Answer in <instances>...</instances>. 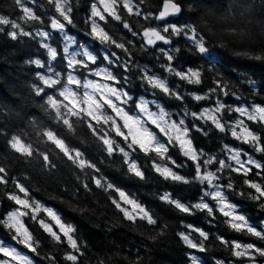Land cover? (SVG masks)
Returning <instances> with one entry per match:
<instances>
[{
	"label": "trees",
	"instance_id": "16d2710c",
	"mask_svg": "<svg viewBox=\"0 0 264 264\" xmlns=\"http://www.w3.org/2000/svg\"><path fill=\"white\" fill-rule=\"evenodd\" d=\"M250 1L177 0L182 7L181 13L178 16H169L164 21L155 19L145 21L142 17L128 16L121 8V14L132 26L133 31L138 33L137 35L134 36L132 32L123 28L121 22L110 17L106 25L104 22L101 24L114 39L125 44L131 55L114 45H102L88 35L90 24L87 21L91 13V5L96 3V0H71L74 26L67 25L66 30L67 34L75 39L76 44L83 45L98 55L97 64H90L92 69L109 68L119 78L120 83L117 86L128 91L133 98L127 105H123L125 110L133 111L136 109L133 101L146 97L162 105L172 114L173 120L179 121L185 118L189 127L194 124L204 127L208 132L206 136L193 128L194 143L197 148L215 155L218 160L227 159L229 154L222 151L223 146L227 144L232 148L243 149L247 155L242 156V159L246 160L250 156L264 164V153L257 152L250 145L234 139L230 133L219 132L210 124L193 120L191 116L184 117L185 108L199 112L202 108L214 106L215 95L210 100L199 102L187 95L189 92L199 94L207 92L209 88L215 86L214 79H221L228 84L230 93H236L235 96L220 95V99L226 105L233 107L264 105V60L250 59L248 55H244V53L264 54V22L258 23L256 19L253 20ZM262 2L264 4V0ZM21 4L32 9L43 23L26 21ZM21 4H17L16 0H0V16L21 24L25 31L33 33L32 37L12 40L8 35L12 30L11 26L0 25V28H3V31H0V166L5 167L9 181L7 185H0V219L17 207L13 201L7 199V193L16 192L23 197V193H19L13 183L18 180L28 188L30 199L39 201L43 207L53 209L65 223L77 229L76 235L87 245L84 249L85 255L81 257V264H99L101 260L104 264H192L193 256L198 258L200 264H216L217 261H223L224 264H251L247 258L234 257L230 248L222 245L216 236H223L226 240H236L243 244H255L261 248H264V240L232 230L225 223V217L219 212L216 213L215 218L201 211L189 215L159 199L163 193L170 192L174 198L186 204H194L203 195L206 185L198 182L180 184L164 180L152 168L154 154L149 156L137 150L132 153V158L145 172V179L141 180L127 171V164L124 163V157L119 152H114L110 156L105 151L104 145L87 127L86 121L78 122L73 117L74 131H69L66 126L57 123L44 111L41 105L45 97L36 96L32 89L33 85L43 86L38 74L49 75V68H52L66 77L68 72L72 71L67 67V60L62 55L65 44L63 34L50 27L51 18H60L62 22L63 20L49 0H21ZM162 6L163 0H148V3L141 5V8L145 12L158 13ZM166 23L196 25L198 31L209 41L214 61L197 54L183 36L172 37L171 45L158 42L154 48L145 46V41L140 35L143 28L163 27ZM232 29L235 33L230 31ZM38 30L51 33L50 38L45 42L61 51L57 60L49 63L46 49L41 46L40 38L35 36ZM173 47L181 49L180 53L175 54L173 67L180 71H186L189 67L201 69L204 73L202 84L189 85L161 67L168 61L159 49L167 50ZM110 53H115L112 64L102 59L104 55ZM36 59L41 60L45 66L39 68L30 62ZM125 63L128 65L126 68ZM145 66L150 70V75L156 74L166 78L171 87L185 94V100L181 102L169 98L147 85L141 79V68ZM75 74L82 81L88 80L90 75L89 71L83 68ZM249 80L253 81L254 85L250 84ZM78 90L82 93L83 88ZM45 91L49 95L57 94L52 89L45 88ZM153 108L157 109L156 105ZM108 114L114 115L111 110H108ZM237 118H240L237 113L225 112V121H234ZM246 122L253 131L261 135L264 142V127L252 124L250 121ZM118 123L123 122L118 120ZM99 127L108 131L121 147L131 151L127 149L121 137L109 131L108 125H98L97 128ZM47 129L56 132L65 140L69 148L82 152L84 158L95 164L99 172L90 168L81 171L63 153L55 149L54 145L50 142L45 143L46 137L41 133ZM13 135H21L25 143L32 144L34 150L46 152L56 167L50 171L46 169L42 157H39L35 151L32 157L27 158L15 152L9 145ZM168 154L177 163L186 165L174 169L175 171L189 178L194 175V166L183 157L178 147L170 146ZM231 163L233 167L237 166L235 162ZM217 166L211 165L209 168L214 171ZM249 167H252V172L248 177L225 169L219 182L227 184L229 177L231 178L235 191L226 190L225 194L233 204L237 205L238 211L260 229L264 228V208L260 207L264 201L257 202L248 198V193L253 190L244 184V180L249 179L264 185V170L256 169L251 165ZM93 177H103L136 198L152 212L158 224L148 225L139 220L133 224L123 219L122 214L111 202L118 194L97 188L92 182ZM82 181L88 183L90 191L84 189ZM240 192L245 195H239ZM205 199H208L210 204H215V201L207 197ZM39 218L49 219L42 210ZM23 219L25 225L40 242L36 253L13 240V233L3 225H0V240L15 245L33 260V264H52L47 258L50 255L56 257V264H70L63 258L66 252L71 251L66 244L53 243L48 234L30 216ZM165 225L167 227H164ZM188 225L201 228L210 234L209 240L205 241L206 251L200 252L198 249L190 248L180 238L179 233H190L194 241H200L198 233L192 232ZM255 255V264H264V257Z\"/></svg>",
	"mask_w": 264,
	"mask_h": 264
},
{
	"label": "snow or ice",
	"instance_id": "6c2138e0",
	"mask_svg": "<svg viewBox=\"0 0 264 264\" xmlns=\"http://www.w3.org/2000/svg\"><path fill=\"white\" fill-rule=\"evenodd\" d=\"M17 4H21V0H16ZM49 3L54 5L55 11L59 14L60 18H51L50 27L63 34L65 44L62 49L63 58L67 60V67L72 71L68 72L67 76H62L61 73L56 72L54 69L49 68V75L38 74V79L43 86L33 85L32 89L36 96L45 97L44 103L41 107L45 112L49 113L57 123H62L67 127L69 131H74V124L72 118L75 117L77 121H86L87 127L92 130V133L104 145L105 151L111 156L114 152H119L124 157V163L127 164V171L133 176L143 180L145 179V172L136 160L132 158V153L137 150L143 152L145 155H153L152 168L154 171L166 181L180 184H190L198 182L202 185H206L203 195L199 201L194 204H186L180 199L174 198L172 193L165 192L160 195L159 199L165 203L173 206L180 212L192 215L196 211L206 212L210 217L215 218L217 212L225 217V223L234 231L246 233L257 237L260 240H264V228L258 229L251 224L248 218L238 211L237 205L233 204L228 196L225 194L226 190L235 191L234 185L229 177L227 184H222L219 181L222 179V174L225 169L230 172L248 177L252 172V167L256 169L264 170V164L254 160L252 157H248L246 160L242 159V156L247 155L243 152V149L232 148L229 145H224L222 151H226L229 155L227 159H217L215 155L206 153L203 149L197 148L194 143L192 131L193 128L196 132L203 135H208L207 130L199 125H193L189 127L185 118L173 120L172 114L168 112L162 105L156 101H148L146 99H139L133 101L137 109L138 115H130L122 105H127L133 98L128 91H125L122 87H115L114 84H119V78L109 70V68L92 69L91 65H96L98 61V55L84 48L82 52H70V47L76 43L72 36L67 34V25H73V19L71 13L73 11L71 0H49ZM148 3V0H96V3L91 5V13L88 18L90 24V32L88 33L94 40L99 41L102 45L112 46L128 52V48L124 43L118 42L105 30L104 25L108 23V18H112L115 21L122 23L123 28L135 36L138 33L134 32L132 26L124 19L120 9L122 8L128 16L142 17L143 20L149 21L155 19L157 21H164L169 16H178L182 7L177 0H163L162 9L158 13L145 12L141 8V5ZM97 5H100L99 7ZM23 8L25 20L38 21L40 17L37 16L32 9L28 7ZM0 25H10L11 31L8 35L12 40H17L20 37H32L33 33L25 31L21 24L14 21H10L4 16H0ZM3 31V28H0ZM235 33V30H230ZM142 35L145 46L156 47L158 42H162L165 45H171L173 43L172 37L183 36L188 42L190 47L194 48L196 53L204 58L214 61V56L210 52V43L206 40L205 35L198 31L197 26L194 24H164L163 27H146L143 28ZM36 37L40 38L41 46L46 49L49 63L57 60V57L61 55V51L52 47L45 41L51 36L48 31L38 30L35 33ZM181 49L173 47L169 49L160 48L161 52L168 61L167 64L161 67L170 75L177 77L180 81L186 82L189 85H200L203 83V71L199 68L193 69L189 67L186 71L177 70L173 67L172 62L175 60V54L180 53ZM248 55L250 59L264 60V54ZM115 53L106 54L103 56V60L112 64L114 61L112 57ZM81 57V58H78ZM37 67L43 68L44 63L36 59L30 61ZM127 63L124 64L126 68ZM139 67V66H138ZM87 69L92 75L99 77V80H84L82 81L75 73L79 69ZM211 70V69H209ZM147 66L141 68V79L149 85L152 89L158 90L163 95L183 102L185 100V94H182L177 88L171 87L166 78H161L156 74H149ZM63 81V83H62ZM101 81L111 83H101ZM250 84L254 85V82L249 80ZM214 87L208 89L207 92L199 94L196 92L187 93L194 101H206L213 98L215 95V104L212 107L202 108L199 112L190 111L185 108L184 117L191 116L193 120L203 121L205 124H210L214 129L222 133H230V135L240 141L243 144H248L253 147L257 152L264 153V142H262L261 135L258 132L252 130L246 121H250L252 124H259L264 127V105L252 104L250 106H230L226 105L221 99L220 95L235 96L236 93L229 90L227 83L221 79H214ZM75 86V87H73ZM45 88L52 89L57 92L56 95H49ZM85 89L83 93L78 89ZM239 99V97H237ZM150 104H155L157 111H152ZM108 110H111L114 115H109ZM237 113L238 117L234 121H225V112ZM122 121L123 123H118ZM98 125H108L109 131L114 132L117 137H121L127 145L128 151L125 147H121L120 144L105 131L103 127L97 128ZM149 125H154L159 133L166 138V142H162L157 132L153 131ZM126 130V131H125ZM42 136L46 137L45 143L50 142L54 145L55 149H58L60 153H63L68 160L81 171L85 168L94 169L99 172V169L91 161L84 158L83 153L77 149L69 148L65 140L56 134L51 129L43 130ZM10 147L21 156L32 157L34 151L39 157H42L44 166L49 171L56 167L55 164L49 159V155L46 152H40L38 149H33L31 143H25L21 138V135H13L9 140ZM170 146L178 147L180 153L187 161H190L194 166V175L189 178L181 175L174 169L183 168L186 165L177 163L168 153ZM231 162H235L236 167H233ZM169 165H172L170 167ZM218 165L215 170H210L209 166ZM7 171L5 167L0 166V185H7L9 183L7 179ZM92 182L97 188L103 189L105 192H116L117 198L112 199V204L122 214L123 219L135 224L138 220L143 221L148 225H157L158 220L152 214V212L143 204H141L136 198L129 195L123 189L116 187L114 184L108 182L103 177L92 178ZM15 188L19 193H23V197L16 192L7 193V199L11 200L17 205V207L9 211L3 219H0V225H3L6 229L13 233L12 239L18 243L24 245L25 248L31 252L36 253L40 242L34 237L33 233L24 223V217H31L41 229L51 238L55 244H66L71 251L64 254V260L69 261L70 264H81V257L85 255L84 249L87 247L86 243L82 242L76 235L77 229L68 223H65L56 211L51 208L43 207L39 201L30 199V193L24 184L18 180L13 181ZM244 184L247 185L252 192L248 193V198L257 202L264 201V185L255 182L253 180L245 179ZM82 186L85 190L90 191L88 183L82 181ZM239 195H245L243 192ZM215 201V204H210L208 199ZM261 208H264V203L260 204ZM41 210L46 213L45 218H39ZM164 227H167L166 225ZM192 232L198 233L201 238L199 242L194 241L191 238L190 233H179L180 238L190 248L198 249L200 252L206 251L205 241H208L210 234L201 228H194L192 225L187 226ZM154 239V237H153ZM216 239L224 246L229 247L231 254L237 258H247L251 264H255L256 255L264 257V248L257 247L255 244H243L239 241L226 240L223 236H216ZM0 253L4 256L10 257L11 262L15 264H33V260L20 252L14 247L5 246L0 241ZM52 264H56L55 256H48ZM192 264H200L197 257H191ZM0 264H10V261H0ZM99 264H104V261H100ZM216 264H224L223 261H217Z\"/></svg>",
	"mask_w": 264,
	"mask_h": 264
},
{
	"label": "rangeland",
	"instance_id": "374dc122",
	"mask_svg": "<svg viewBox=\"0 0 264 264\" xmlns=\"http://www.w3.org/2000/svg\"><path fill=\"white\" fill-rule=\"evenodd\" d=\"M250 5H251V10L253 11V14H252L253 20L256 19L258 23H262V22H264V4H263L262 0H251V1H250ZM84 48H87V47L75 43V44H73V45L71 46L70 52H77V51L82 52ZM87 49H88V48H87ZM88 50H89V49H88ZM78 58H81V57H78ZM98 68H99V69H103V68H101V67H97V68H95V69H98ZM75 75H76V74H75ZM88 78H89L88 80H99V79H100L99 77H96V76L92 75L91 73H90V75L88 76ZM101 83H111V82L101 81ZM114 86H115V87H118L117 84H114ZM73 87H74V86H73ZM118 88H119V87H118ZM84 90H85V89H83V91H84ZM78 91H79V90H78ZM83 91H82V93H83ZM82 93H81V94H82ZM143 99H146V100L150 101V100H149L148 98H146V97H143ZM153 106H155V104H150V108H151V110L154 111V112L157 111V109H154ZM122 107H124V106L122 105ZM124 108H125V107H124ZM126 111H127V110H126ZM128 112H129L130 115H138V114H139V113L137 112V109H134L133 111L128 109ZM149 127H151L153 131L157 132V134L160 136L162 142H166V138L163 137V135L159 133V130L156 129L154 125H149ZM0 241H2V240H0ZM2 242L4 243L5 246L14 247V248L17 249L18 252H20V253L26 255V254L23 253L20 249H18L15 245H12V244L6 243V242H4V241H2ZM0 261H10V264H15V262H11V258H10V257H6V256H4L3 253H0Z\"/></svg>",
	"mask_w": 264,
	"mask_h": 264
}]
</instances>
